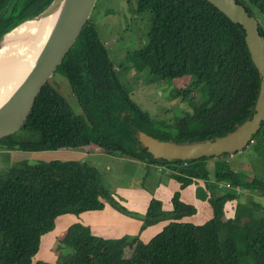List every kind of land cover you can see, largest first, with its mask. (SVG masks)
<instances>
[{"label":"trees","instance_id":"trees-1","mask_svg":"<svg viewBox=\"0 0 264 264\" xmlns=\"http://www.w3.org/2000/svg\"><path fill=\"white\" fill-rule=\"evenodd\" d=\"M53 1L0 0V38ZM235 1L257 19L258 32L264 37V0ZM145 12L150 14L145 42L130 56L137 70H147L158 80H190L175 91L183 101L197 94V100L189 103L190 111L166 130L162 122L151 119L118 78L117 67L89 18L55 71L67 79L85 118L75 115L47 81L26 123L18 134L0 139V149L80 151L92 144L98 152L164 166L180 188L193 179L206 181L211 218L202 224L183 221L197 210L184 203L179 192L171 198L170 211L152 198L144 214L128 212L104 188L98 170L86 162L16 161L0 171V264H50L33 258L55 219L100 211L106 203L139 219V232L156 222L168 223L145 243L138 237L129 241L101 238L74 223L58 237L71 253L55 264H264V216L255 213L261 206L250 195V200L241 201L237 192L264 197V172L247 178L248 173L222 159L229 153L186 161L155 159L136 138L142 131L177 143L214 140L251 119L260 76L244 31L206 0H135L133 13ZM255 138L264 141V121L251 141ZM215 157L209 169L206 160ZM231 201L235 202L232 216L226 217L225 206Z\"/></svg>","mask_w":264,"mask_h":264},{"label":"rangeland","instance_id":"rangeland-1","mask_svg":"<svg viewBox=\"0 0 264 264\" xmlns=\"http://www.w3.org/2000/svg\"><path fill=\"white\" fill-rule=\"evenodd\" d=\"M135 0L128 3L127 0H97L95 7L90 15L91 21L95 26L98 36L108 51V55L113 64L117 67V75L124 86L130 91L131 98L143 111L147 112L151 119L156 123L162 122L165 126H161L163 130L171 128L170 124L176 118L181 116L185 111H190V101L197 100V94L183 101L175 93L176 90L185 88L190 80H158L151 76L147 70L139 71L132 60L131 52L139 49L145 42V33L149 26L150 14L145 12L141 15L133 13ZM49 83L55 87L58 93L66 100L75 115L85 118L81 107L79 106L75 96L72 94L69 83L64 75L56 72L49 79ZM170 126V127H169ZM18 134V132L16 133ZM94 145L86 146L80 151H45V152H19L15 151L11 154L0 152V171L6 170L12 163L16 161L26 160L29 163L40 161L48 162L52 160H77L90 164L95 167L101 177V183L106 190L119 202L126 203L121 195H128L130 191L123 190L129 188H137L143 185L144 171L140 167L120 162L117 156H112L101 152V154L93 153ZM85 151V152H84ZM90 152V153H88ZM100 152V151H99ZM218 158L206 160L209 169L213 168V161ZM229 162V165L237 171L248 173L247 178L253 174H262L264 172V141L261 138H255L240 152L222 157ZM221 160V159H220ZM151 171V170H149ZM250 175V176H249ZM145 187L152 188L154 180L151 172L146 177ZM197 196L206 194L204 188H196ZM242 195L241 201L250 200L249 196L260 204L259 210L255 213L258 216H264V197L249 194L247 191L237 189ZM143 199L144 196H139ZM234 201L227 203L226 217L232 216L234 209ZM107 204V203H106ZM140 204V203H139ZM142 204V202H141ZM125 204L123 205V207ZM128 204L124 208L128 212L142 215L143 207H137ZM108 208L112 209L109 204L100 216L98 221L103 226L105 223L112 224L114 222L108 213ZM134 208V209H133ZM138 208V209H137ZM134 210V211H133ZM116 213V212H114ZM93 215L92 212H86L81 215L66 214L58 217L54 222L52 231L44 234L40 239L39 250L34 256L33 261H42L45 263L55 264L63 262L71 249L59 243L58 237L71 224L76 222H85V218ZM201 217V216H200ZM196 216L186 218L187 221L200 222ZM95 220V219H94ZM165 221L156 222L138 237L141 242L150 239L161 230ZM130 249H125V255L129 256Z\"/></svg>","mask_w":264,"mask_h":264},{"label":"water","instance_id":"water-1","mask_svg":"<svg viewBox=\"0 0 264 264\" xmlns=\"http://www.w3.org/2000/svg\"><path fill=\"white\" fill-rule=\"evenodd\" d=\"M96 1L54 0L42 13L28 20L47 17L57 12V19L50 35L30 71L0 105V139L18 132L26 123L42 88L76 41L89 20ZM206 1L231 22L240 25L244 31V41L250 59L260 76L254 114L251 119L244 121L231 132L214 140L177 143L171 140L163 141L138 131L136 136L138 142L155 159L186 161L240 152L250 143L252 136L259 130L260 123L264 121V37L258 32V21L235 0ZM14 29L3 35L0 43Z\"/></svg>","mask_w":264,"mask_h":264},{"label":"crops","instance_id":"crops-1","mask_svg":"<svg viewBox=\"0 0 264 264\" xmlns=\"http://www.w3.org/2000/svg\"><path fill=\"white\" fill-rule=\"evenodd\" d=\"M0 152H2V153L6 152L8 154H11L12 152H15V151H6V150L0 149ZM88 153H90V152H88ZM93 153L101 154V152H98L95 150ZM114 158H118V160L120 162H125L126 164L128 163L129 165L140 167L141 170L144 171L143 172L144 173L143 185L139 186L137 188L131 187L129 189H125L123 191L124 192L130 191V192H128L129 194L119 196L120 198H123L126 202V203L122 202L123 205L125 204V206H128V204L130 203V205L133 206V205L137 204V205H139V206H137L138 208L139 207L144 208V211L142 212V214H144L147 207H148L149 201L152 198H154V199H157L161 202L163 210L170 211L172 209L171 198L175 192H179L180 199L184 203L193 205L197 210V212L194 216L198 217L195 219H198V221H200V222H192V221H188V222H192L195 224H202L211 218L212 210H211V207L208 204V200H207L209 197V193L206 190V181L200 180V179H193V181L190 185H188L184 188H180V183L171 176L172 171L170 169L164 167V166L147 165L144 162H140V161L132 160V159H128V158H121V157H114ZM149 170H151V171H149ZM148 172H151L152 179L154 180L153 185L151 184L152 188H146L145 187V181L147 180L146 177L148 175ZM209 183H211V181ZM198 187L204 188V190L206 191L205 192L206 194H203L202 196H197L196 188H198ZM142 195L144 196V198L140 199L139 196H142ZM117 200L121 201V199H117ZM141 202H142V204H141ZM106 206H107V204H105V207ZM105 207L103 208V210H100V211H89V212H92L93 215L86 217L85 218L86 220L83 223H81L80 221L76 222V223H80L83 226H87L93 235L101 237V238H105V239L123 238V239L129 241L134 237H139L140 235L142 237L143 236L142 234L144 232H146L147 229L139 232V229L141 226V221L139 219L126 216V215L118 212L117 210L113 209L112 207H111L112 209H110L108 207H107V209L109 210L108 213H109V215L112 216L114 222L112 224L105 223V226H103L101 224V222H97V221H98V216H100V214H102L104 212ZM114 212H116V213H114ZM83 213L86 214V212H83ZM83 213H81V214H83ZM81 214H79V215H81ZM186 218H188V217H185L182 220L187 221ZM167 223H168V221H165L163 226H165ZM148 240L149 239H146L145 242H147Z\"/></svg>","mask_w":264,"mask_h":264},{"label":"bare ground","instance_id":"bare-ground-1","mask_svg":"<svg viewBox=\"0 0 264 264\" xmlns=\"http://www.w3.org/2000/svg\"><path fill=\"white\" fill-rule=\"evenodd\" d=\"M56 19L57 12L27 21L7 34L0 43V105L30 71Z\"/></svg>","mask_w":264,"mask_h":264},{"label":"built area","instance_id":"built-area-1","mask_svg":"<svg viewBox=\"0 0 264 264\" xmlns=\"http://www.w3.org/2000/svg\"><path fill=\"white\" fill-rule=\"evenodd\" d=\"M228 187V186H227Z\"/></svg>","mask_w":264,"mask_h":264}]
</instances>
